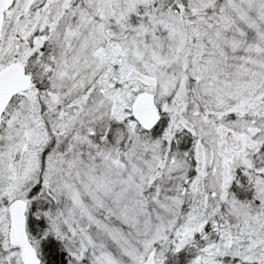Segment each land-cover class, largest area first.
Listing matches in <instances>:
<instances>
[{
	"label": "snow or ice",
	"instance_id": "6c2138e0",
	"mask_svg": "<svg viewBox=\"0 0 264 264\" xmlns=\"http://www.w3.org/2000/svg\"><path fill=\"white\" fill-rule=\"evenodd\" d=\"M0 264H264V0H0Z\"/></svg>",
	"mask_w": 264,
	"mask_h": 264
}]
</instances>
